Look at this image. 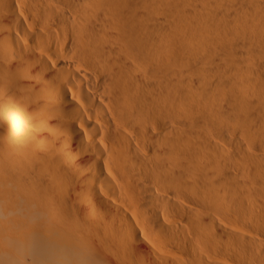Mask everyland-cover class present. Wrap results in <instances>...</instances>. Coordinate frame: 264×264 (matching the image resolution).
Masks as SVG:
<instances>
[{"label":"bare ground","instance_id":"1","mask_svg":"<svg viewBox=\"0 0 264 264\" xmlns=\"http://www.w3.org/2000/svg\"><path fill=\"white\" fill-rule=\"evenodd\" d=\"M0 264H264V0H0Z\"/></svg>","mask_w":264,"mask_h":264}]
</instances>
